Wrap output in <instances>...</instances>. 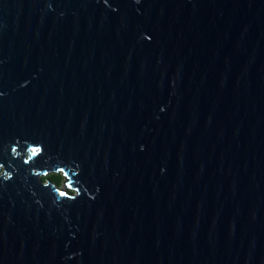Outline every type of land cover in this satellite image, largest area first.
Returning a JSON list of instances; mask_svg holds the SVG:
<instances>
[{"label":"water","instance_id":"1","mask_svg":"<svg viewBox=\"0 0 264 264\" xmlns=\"http://www.w3.org/2000/svg\"><path fill=\"white\" fill-rule=\"evenodd\" d=\"M0 264H264V0H0Z\"/></svg>","mask_w":264,"mask_h":264},{"label":"trees","instance_id":"2","mask_svg":"<svg viewBox=\"0 0 264 264\" xmlns=\"http://www.w3.org/2000/svg\"><path fill=\"white\" fill-rule=\"evenodd\" d=\"M51 178L52 180H54L58 185L62 186L63 181H64V177L59 173H55V174H50L47 177L44 178Z\"/></svg>","mask_w":264,"mask_h":264},{"label":"rangeland","instance_id":"3","mask_svg":"<svg viewBox=\"0 0 264 264\" xmlns=\"http://www.w3.org/2000/svg\"><path fill=\"white\" fill-rule=\"evenodd\" d=\"M51 174H55V173H51ZM50 175V174H49ZM62 188L63 189H67L68 188V186L65 184V182L63 181V184H62Z\"/></svg>","mask_w":264,"mask_h":264},{"label":"clouds","instance_id":"4","mask_svg":"<svg viewBox=\"0 0 264 264\" xmlns=\"http://www.w3.org/2000/svg\"><path fill=\"white\" fill-rule=\"evenodd\" d=\"M135 2H136L137 4H139V3H140V0H135ZM145 39H148V38L145 37Z\"/></svg>","mask_w":264,"mask_h":264},{"label":"snow or ice","instance_id":"5","mask_svg":"<svg viewBox=\"0 0 264 264\" xmlns=\"http://www.w3.org/2000/svg\"><path fill=\"white\" fill-rule=\"evenodd\" d=\"M35 151V150H34Z\"/></svg>","mask_w":264,"mask_h":264}]
</instances>
